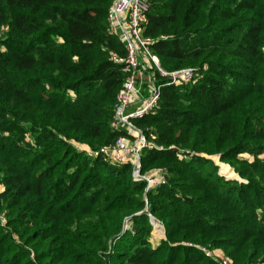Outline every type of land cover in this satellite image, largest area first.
Instances as JSON below:
<instances>
[{
	"label": "trees",
	"instance_id": "trees-1",
	"mask_svg": "<svg viewBox=\"0 0 264 264\" xmlns=\"http://www.w3.org/2000/svg\"><path fill=\"white\" fill-rule=\"evenodd\" d=\"M112 1L0 0V264H222L203 248L264 264V0H149L144 34L162 66L197 68L137 120L163 147L144 149L143 172L169 173L149 191L131 162L75 146L124 133L112 128L126 76L109 57L125 53ZM151 215L165 227L156 244Z\"/></svg>",
	"mask_w": 264,
	"mask_h": 264
},
{
	"label": "built area",
	"instance_id": "built-area-1",
	"mask_svg": "<svg viewBox=\"0 0 264 264\" xmlns=\"http://www.w3.org/2000/svg\"><path fill=\"white\" fill-rule=\"evenodd\" d=\"M150 8L149 0H113L107 14L110 33L115 35L125 48L124 54L113 50L109 54L114 63L122 65L126 75L117 93L112 120V128L124 133H121L114 143L98 148L75 143L78 150L84 151L90 157H101L104 161L117 165L131 162L134 180L144 181L146 191L165 184L169 173L165 167L143 172L144 149L147 147L162 149L163 147L153 141L155 133L144 131L137 120L158 107L164 85H188L197 78L196 67L186 66L168 70L162 66L159 56L153 51L152 45L155 39L144 34ZM171 148L176 146L172 145ZM178 151L180 158L194 155L191 151L183 149ZM207 157L213 159V156ZM0 222L5 225V217L1 213ZM130 225L131 219L127 217L124 229H128ZM203 250L213 258L220 259L222 264H235L225 255L220 254L217 257L212 254V250L205 248Z\"/></svg>",
	"mask_w": 264,
	"mask_h": 264
},
{
	"label": "rangeland",
	"instance_id": "rangeland-1",
	"mask_svg": "<svg viewBox=\"0 0 264 264\" xmlns=\"http://www.w3.org/2000/svg\"><path fill=\"white\" fill-rule=\"evenodd\" d=\"M241 156L242 157H247V158H252V156L247 155V154H243ZM213 159H214V161L217 162V165L219 166V173L221 175H224L227 178H232V177L234 178L235 177L237 179H241L240 175L235 171V169L232 166H230L229 164H227V163H225V162L220 160L219 155L213 156ZM155 227L157 228V230H156ZM162 238H164V228L162 227V223L157 222L156 225L153 228L151 241L154 244H156ZM211 252H212L213 255H215L217 257H219L220 254L223 255V252L221 250H218V249L212 250Z\"/></svg>",
	"mask_w": 264,
	"mask_h": 264
},
{
	"label": "water",
	"instance_id": "water-1",
	"mask_svg": "<svg viewBox=\"0 0 264 264\" xmlns=\"http://www.w3.org/2000/svg\"><path fill=\"white\" fill-rule=\"evenodd\" d=\"M156 222H159V221L156 219V217H154L153 215H151V223L153 224V226L156 225ZM159 223H161V222H159ZM162 226L164 228V238H166L165 227H164L163 224H162Z\"/></svg>",
	"mask_w": 264,
	"mask_h": 264
},
{
	"label": "bare ground",
	"instance_id": "bare-ground-1",
	"mask_svg": "<svg viewBox=\"0 0 264 264\" xmlns=\"http://www.w3.org/2000/svg\"><path fill=\"white\" fill-rule=\"evenodd\" d=\"M157 223V222H156Z\"/></svg>",
	"mask_w": 264,
	"mask_h": 264
}]
</instances>
